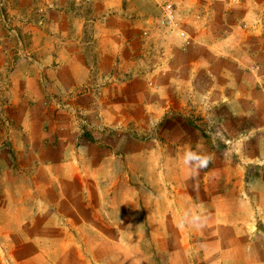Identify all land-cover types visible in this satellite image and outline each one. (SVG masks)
Listing matches in <instances>:
<instances>
[{"label": "crops", "instance_id": "crops-1", "mask_svg": "<svg viewBox=\"0 0 264 264\" xmlns=\"http://www.w3.org/2000/svg\"><path fill=\"white\" fill-rule=\"evenodd\" d=\"M213 5L230 26L212 24L205 33L217 41L192 48L217 52L221 58L206 59L204 71L234 89L213 93L208 80L194 97L216 115L239 117L238 160L216 157L193 180L179 157V172H141L142 187H133L111 144L94 142V134L134 110L133 82L111 79L97 90L103 79L90 76L71 30L61 29L68 60L50 73H60L68 104L86 127L40 114L42 95L33 78L24 79L26 101L38 103L13 113L10 145L0 146V264H264V0ZM116 33L107 28L95 38L106 48ZM200 65L194 62L192 72ZM153 107L137 106L146 113ZM152 181L156 188L143 187ZM185 211L206 217L205 226L181 227Z\"/></svg>", "mask_w": 264, "mask_h": 264}, {"label": "rangeland", "instance_id": "rangeland-1", "mask_svg": "<svg viewBox=\"0 0 264 264\" xmlns=\"http://www.w3.org/2000/svg\"><path fill=\"white\" fill-rule=\"evenodd\" d=\"M215 1L230 0H0V146L10 145L16 129L13 113H24L38 103L26 101L28 91L22 84L26 77L35 80L42 95L40 114H53L52 119L61 123L67 118L75 119L81 128L86 127L79 112L68 104V96L57 80L60 73H50L52 69L60 70L56 67L68 60L62 52V37L66 36L61 29H66L71 30L73 46L90 67V76L103 79L97 90L106 88L111 79L133 82L131 90L137 99L130 102L135 104L134 110L94 134L96 144L104 148L111 144L114 153L109 154L120 156L122 170L133 174V187H142L141 172H154L157 168L168 174L179 172L178 158L188 150L213 156L201 171L205 174L216 157L238 160L239 117L216 115L213 109L206 108V100L194 97L197 91L202 94L208 80L213 82V93L221 88L234 89V85L220 82L219 73L204 71L206 59L214 62L221 58L217 52L204 48L195 52L192 48L194 44L217 41L218 36L205 33L212 24L219 28L230 26L214 14ZM162 3H170L176 9L185 42L159 28ZM240 22L245 28L250 26ZM107 28L117 33L108 39L110 44L105 48L103 40L95 37ZM80 30L82 34H78ZM194 62L201 64L195 79ZM141 103L154 107L146 113L145 108H137ZM170 182L173 183L163 184L168 187ZM157 186L155 181L143 184L145 188Z\"/></svg>", "mask_w": 264, "mask_h": 264}, {"label": "clouds", "instance_id": "clouds-1", "mask_svg": "<svg viewBox=\"0 0 264 264\" xmlns=\"http://www.w3.org/2000/svg\"><path fill=\"white\" fill-rule=\"evenodd\" d=\"M213 156L207 153H198L193 150H188L183 153L181 160L184 168L187 170L189 178L195 179L199 173L206 169L211 163ZM195 188V185H193ZM206 217L200 214L190 213L185 211L181 214L179 224L181 227H191L194 229H201L205 226Z\"/></svg>", "mask_w": 264, "mask_h": 264}, {"label": "built area", "instance_id": "built-area-1", "mask_svg": "<svg viewBox=\"0 0 264 264\" xmlns=\"http://www.w3.org/2000/svg\"><path fill=\"white\" fill-rule=\"evenodd\" d=\"M160 18L158 20L159 28L167 31L169 34L175 35L182 41H186L185 34L178 25V15L174 6L170 3H162L159 5ZM146 35V33H144Z\"/></svg>", "mask_w": 264, "mask_h": 264}, {"label": "trees", "instance_id": "trees-1", "mask_svg": "<svg viewBox=\"0 0 264 264\" xmlns=\"http://www.w3.org/2000/svg\"><path fill=\"white\" fill-rule=\"evenodd\" d=\"M89 140H91V139H89Z\"/></svg>", "mask_w": 264, "mask_h": 264}]
</instances>
